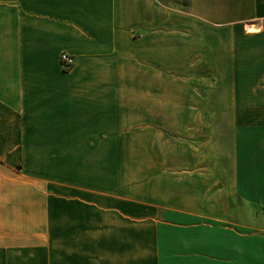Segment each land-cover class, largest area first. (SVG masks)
Returning a JSON list of instances; mask_svg holds the SVG:
<instances>
[{"label": "crops", "instance_id": "obj_1", "mask_svg": "<svg viewBox=\"0 0 264 264\" xmlns=\"http://www.w3.org/2000/svg\"><path fill=\"white\" fill-rule=\"evenodd\" d=\"M0 264H264V0H0Z\"/></svg>", "mask_w": 264, "mask_h": 264}, {"label": "rangeland", "instance_id": "obj_2", "mask_svg": "<svg viewBox=\"0 0 264 264\" xmlns=\"http://www.w3.org/2000/svg\"><path fill=\"white\" fill-rule=\"evenodd\" d=\"M126 157L133 158V156ZM67 158H70V156ZM62 168V171L53 170L51 174L56 180L60 179L64 183L63 188H52L57 192L62 189L61 194L63 195H90V190H95L96 185H101L103 182L102 156L79 155L73 159L72 167L68 160V162L64 161L62 163ZM114 173L116 172L112 170L111 177ZM127 173L134 174V168L132 167Z\"/></svg>", "mask_w": 264, "mask_h": 264}, {"label": "built area", "instance_id": "obj_3", "mask_svg": "<svg viewBox=\"0 0 264 264\" xmlns=\"http://www.w3.org/2000/svg\"><path fill=\"white\" fill-rule=\"evenodd\" d=\"M61 59H62V62L64 63V65L67 67L72 66L74 63V58L66 52H64L62 54Z\"/></svg>", "mask_w": 264, "mask_h": 264}]
</instances>
